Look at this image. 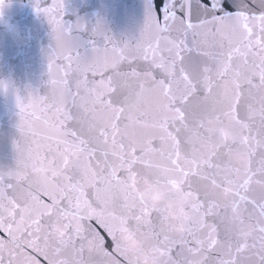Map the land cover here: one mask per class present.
Returning <instances> with one entry per match:
<instances>
[{"label":"snow or ice","instance_id":"1","mask_svg":"<svg viewBox=\"0 0 264 264\" xmlns=\"http://www.w3.org/2000/svg\"><path fill=\"white\" fill-rule=\"evenodd\" d=\"M33 10L50 29L47 90H15L0 264H92L88 239L130 264L110 223L142 232L161 264H264V0H144L131 38L68 19V0ZM133 176L183 198L182 230Z\"/></svg>","mask_w":264,"mask_h":264},{"label":"water","instance_id":"2","mask_svg":"<svg viewBox=\"0 0 264 264\" xmlns=\"http://www.w3.org/2000/svg\"><path fill=\"white\" fill-rule=\"evenodd\" d=\"M13 162L12 155L2 164L11 165ZM130 183L155 207H163L165 210L166 224L173 231H180L174 226L176 222L172 220L170 213H174L183 222L185 215L181 202L183 198L178 197L176 200H169L166 191L148 176H133ZM219 195L226 197L227 190L221 191ZM53 229L58 235L66 232L65 226L60 222L54 223ZM110 230L115 231L117 251L126 256L130 264H147V261L153 258H157L158 264H161L162 252L138 229L131 226L110 223ZM245 230L247 229L245 228ZM84 246L87 250V258L92 261V264H110V257L106 254L99 242L88 239L85 241Z\"/></svg>","mask_w":264,"mask_h":264},{"label":"clouds","instance_id":"3","mask_svg":"<svg viewBox=\"0 0 264 264\" xmlns=\"http://www.w3.org/2000/svg\"><path fill=\"white\" fill-rule=\"evenodd\" d=\"M170 216H171L172 220L176 222L174 226L178 230H182L183 222L180 221L179 218L174 213H170ZM147 264H158V260H157V258H153L152 260L147 261Z\"/></svg>","mask_w":264,"mask_h":264}]
</instances>
